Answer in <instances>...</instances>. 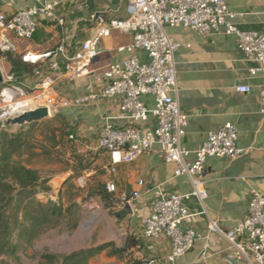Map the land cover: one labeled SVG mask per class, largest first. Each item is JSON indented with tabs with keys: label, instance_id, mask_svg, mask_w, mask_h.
I'll list each match as a JSON object with an SVG mask.
<instances>
[{
	"label": "built area",
	"instance_id": "1",
	"mask_svg": "<svg viewBox=\"0 0 264 264\" xmlns=\"http://www.w3.org/2000/svg\"><path fill=\"white\" fill-rule=\"evenodd\" d=\"M33 5L12 14L0 12V51L19 53V41L31 40L38 27V18L51 20L62 34L60 43L43 52L26 51L25 62L36 64L32 71L34 84L16 81L9 72L3 73L0 87V121L19 114L32 106L48 109V117L57 112L56 84L63 77L74 80L90 72L91 63L101 54L100 43L113 32L128 33L131 40L119 45L118 52L127 55L107 63L102 69L101 85L70 101L74 106H87L100 100L117 98L122 116L129 121L116 126L109 120L102 124L98 146L108 155L105 166L113 175L120 164L130 163L146 152L156 149L158 157L175 164V175L185 174L191 184L188 193L166 192L156 187L150 212L142 220L141 234L146 239L165 236L169 242L167 261L189 252L200 235L183 226L190 211L184 201L195 196L200 202L206 197L203 169L210 157L235 158L244 152L237 145V127L231 122L206 133L205 140L194 151L191 161L185 160L187 151L180 138L185 133L188 115L181 111L176 93L175 52L181 43L165 32V27L184 26L202 34L218 32L233 35L244 59L251 62L248 74L264 76V35L239 29L229 8L231 0H127L128 16L105 20L92 16L96 24L93 34L82 41L79 48L69 53L64 40L63 17L54 12L52 0H32ZM237 92H249V85H238ZM143 96L152 98L146 104ZM152 120L150 129L141 132L139 124ZM73 138L72 135L69 136ZM143 186V180L137 182ZM109 192H115L112 180L105 182ZM135 190L130 195L120 194L117 207L130 206L140 196ZM210 232H221L239 258L250 264H264V195L252 190L246 215L230 229L221 230L214 221ZM203 254V252H202ZM146 264H153L147 260Z\"/></svg>",
	"mask_w": 264,
	"mask_h": 264
},
{
	"label": "crops",
	"instance_id": "2",
	"mask_svg": "<svg viewBox=\"0 0 264 264\" xmlns=\"http://www.w3.org/2000/svg\"><path fill=\"white\" fill-rule=\"evenodd\" d=\"M52 1L55 14L65 20L63 37L69 53L75 52L95 31L92 16L99 14L105 20L128 16L127 0ZM32 5V0H0V12L12 14ZM228 5L236 13L234 23L239 29L264 35V0H231ZM37 21L33 38L19 41L17 54L43 52L60 43L62 34L53 21L42 18ZM165 32L181 43L174 57L176 98L181 111L188 115L185 133L180 138L181 146L187 151L185 160H193L194 151L201 146L208 131L227 122L236 125L237 145L244 148V152L235 158L206 160L203 169L206 197L202 202L195 196L184 201L191 214L183 226L200 235L189 252L168 262L167 238H144L140 222L138 232H134L140 240L138 253L146 260H153V264H250L237 256L221 232H210L208 224L214 221L221 230L230 229L246 215L250 192L255 190L264 195V76H249L248 68L252 63L240 54L233 35L202 34L184 26L165 27ZM130 40L128 33L113 32L101 41L102 54L91 63L87 75L74 80L61 77L56 84L57 111L76 125L75 143L80 152L100 149L98 140L105 120L116 126L129 124L119 110L117 98L87 106H74L70 101L101 85L103 67L124 58L127 54L116 49ZM6 65L9 70V63ZM25 80L31 84L34 77L27 76ZM238 85H249L251 90L237 92ZM142 100L146 104L152 102L150 96H143ZM151 126V119L139 124L141 132ZM102 157L108 163L107 153L102 152ZM174 171L175 164L162 161L153 149L130 163L120 164L112 178L105 176V182L113 181L116 197L140 190L129 215L137 211L144 218L150 212L154 188L178 193L191 191L188 177L175 175ZM139 180H143V186H138Z\"/></svg>",
	"mask_w": 264,
	"mask_h": 264
},
{
	"label": "trees",
	"instance_id": "3",
	"mask_svg": "<svg viewBox=\"0 0 264 264\" xmlns=\"http://www.w3.org/2000/svg\"><path fill=\"white\" fill-rule=\"evenodd\" d=\"M0 58L9 63L8 72L16 81L31 76L36 66L13 52L0 51ZM75 127L57 111L31 124L0 129V264H21V251L50 230L77 229L83 213L77 198L81 202L97 198L107 210L118 204L115 193L105 187V166L96 164L98 154L76 147ZM34 159L61 163L69 172L63 182L68 184L66 201L60 191L51 194L50 177L32 166ZM82 176L83 185L70 182ZM139 249L138 236L130 234L121 245L106 240L68 253L44 251L36 264H88L103 252L115 259L114 264H146Z\"/></svg>",
	"mask_w": 264,
	"mask_h": 264
},
{
	"label": "rangeland",
	"instance_id": "4",
	"mask_svg": "<svg viewBox=\"0 0 264 264\" xmlns=\"http://www.w3.org/2000/svg\"><path fill=\"white\" fill-rule=\"evenodd\" d=\"M0 65L2 71L8 72L6 61L0 58ZM35 80L30 84H34ZM49 118V117H46ZM14 130V127H11ZM98 155L97 163L100 166H106L107 161L102 157V150L91 151ZM32 166L37 168L42 174L50 177V185L53 196H56L60 191L62 199L67 200L68 184L63 185L65 178L69 175L68 171L63 170V165L56 162H45L40 159H34ZM106 171V169H105ZM106 176L110 179L113 176L108 174ZM85 176L73 179L72 183L75 185H83ZM45 195V194H44ZM80 203L83 213L79 226L72 232L64 230H50L39 236L31 247L26 248L20 253L21 264H36L39 255L44 251L54 253H68L78 248L88 247L99 244L106 240H114L118 245L123 244L128 235L138 232L139 223H142V216L139 212L132 215H126L122 218L116 216L118 211L117 204H114L107 210L103 208V204L99 199H87L86 202H81V198L76 199ZM116 203V202H115ZM115 259L109 257L105 252L99 254L89 261L88 264H114Z\"/></svg>",
	"mask_w": 264,
	"mask_h": 264
},
{
	"label": "water",
	"instance_id": "5",
	"mask_svg": "<svg viewBox=\"0 0 264 264\" xmlns=\"http://www.w3.org/2000/svg\"><path fill=\"white\" fill-rule=\"evenodd\" d=\"M3 82V73L0 67V84ZM262 97L264 98V92L262 93ZM48 117V109L43 106H32L23 109L19 114L4 120L0 121V129L3 126L13 125V126H23L26 124H31L42 119ZM132 213V208L128 203H125L122 207L118 209L116 212V216L118 218H122L128 214Z\"/></svg>",
	"mask_w": 264,
	"mask_h": 264
}]
</instances>
